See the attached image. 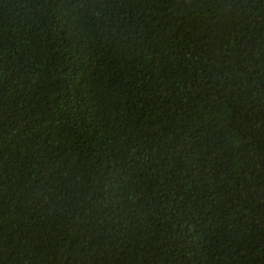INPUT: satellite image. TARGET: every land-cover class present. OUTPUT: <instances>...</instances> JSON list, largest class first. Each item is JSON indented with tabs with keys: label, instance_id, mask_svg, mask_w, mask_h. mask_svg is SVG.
<instances>
[{
	"label": "trees",
	"instance_id": "obj_1",
	"mask_svg": "<svg viewBox=\"0 0 264 264\" xmlns=\"http://www.w3.org/2000/svg\"><path fill=\"white\" fill-rule=\"evenodd\" d=\"M0 264H264V0H0Z\"/></svg>",
	"mask_w": 264,
	"mask_h": 264
}]
</instances>
